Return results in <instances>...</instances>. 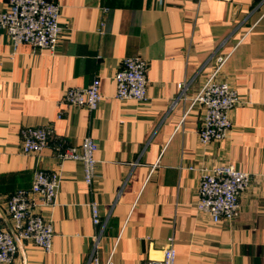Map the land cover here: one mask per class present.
Instances as JSON below:
<instances>
[{
    "label": "crops",
    "instance_id": "1",
    "mask_svg": "<svg viewBox=\"0 0 264 264\" xmlns=\"http://www.w3.org/2000/svg\"><path fill=\"white\" fill-rule=\"evenodd\" d=\"M49 1L59 5L54 55L14 46L0 30L4 229L14 233L7 199L29 191L36 171L59 172L54 205L38 209L54 232L50 252L17 239L12 264H93V255L104 264L114 246L113 264H145L160 259L169 240L174 264H264V0ZM7 4L0 0V12ZM214 52L230 53L218 80L245 104L228 112L225 139L203 145L204 109L193 107L179 125L185 104L169 107L180 82L190 81L187 96L194 95ZM128 57L148 63L143 102L115 98L114 75ZM94 77L102 97L96 110L63 103L66 89ZM29 127L50 128L49 146L38 154L22 151ZM85 137L96 144L90 185L81 163L59 162L55 150L59 139L78 146ZM227 163L250 181L237 218L213 223L197 210L199 180L204 169Z\"/></svg>",
    "mask_w": 264,
    "mask_h": 264
},
{
    "label": "built area",
    "instance_id": "2",
    "mask_svg": "<svg viewBox=\"0 0 264 264\" xmlns=\"http://www.w3.org/2000/svg\"><path fill=\"white\" fill-rule=\"evenodd\" d=\"M7 6L8 10L0 12V30L6 33L11 43L14 46L29 44L37 51L44 50L54 55L61 32L58 23L59 5L49 0H8ZM100 25L103 28L105 23L101 22ZM229 57L230 53H212L206 62L209 71L203 74L201 84L194 95L190 98L187 96L190 81H183L177 84V95L170 103V109L180 103L186 106L179 125L193 107L204 109L205 115L198 132L199 141L203 145L210 141L225 139L232 129L228 112L236 105L245 104V100L241 99L232 87L218 80L221 69ZM147 70L146 60L139 57L124 58L122 67L114 75L115 98L143 102L148 83ZM101 100L98 77H94L87 87L66 89L62 99L69 107L84 108L89 111L96 110ZM50 136L49 127L26 128L22 132V151L26 154L42 152L49 146ZM56 143L57 160L81 163L83 181L90 185L96 165L94 140L85 137L78 146H65L62 139L57 140ZM58 181L57 170L49 172L38 170L33 175L29 191L18 190L7 199L6 213L14 233L4 229L0 219V264L14 262L18 249L17 239L30 242L46 253L50 252L54 232L50 221L43 218L38 213V209L54 205ZM249 181V174L238 170L233 163L204 169L199 180L197 210L207 214L213 223L236 219L239 215V198L246 192ZM91 218L94 226L100 224L96 204L91 205ZM100 235L101 232L94 236L95 249L98 247ZM117 242L118 238L115 244ZM114 249L115 246L104 264H113ZM91 260L93 264H99L94 255ZM174 261V243L169 240L162 257L157 260L148 259L145 264H174Z\"/></svg>",
    "mask_w": 264,
    "mask_h": 264
}]
</instances>
